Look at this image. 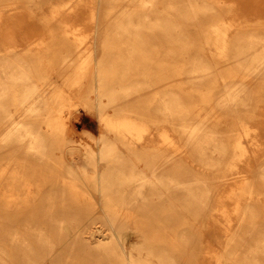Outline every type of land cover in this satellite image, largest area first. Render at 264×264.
<instances>
[{
  "label": "bare ground",
  "instance_id": "1",
  "mask_svg": "<svg viewBox=\"0 0 264 264\" xmlns=\"http://www.w3.org/2000/svg\"><path fill=\"white\" fill-rule=\"evenodd\" d=\"M46 1L0 0V264H85L99 253L109 264H264V165L252 168L264 149V18L243 28L250 18L227 0H76L45 13ZM82 6L90 30L65 18ZM27 10L43 26L13 22ZM77 100L104 128L95 148L69 135ZM155 117L177 147L167 129L151 132ZM155 136L175 150L152 146ZM226 199L237 226L214 255L177 211L206 213L214 230L217 215L230 220ZM58 206L100 207L102 218L75 226ZM170 214L182 225L161 220Z\"/></svg>",
  "mask_w": 264,
  "mask_h": 264
},
{
  "label": "rangeland",
  "instance_id": "2",
  "mask_svg": "<svg viewBox=\"0 0 264 264\" xmlns=\"http://www.w3.org/2000/svg\"><path fill=\"white\" fill-rule=\"evenodd\" d=\"M73 1L76 0H49L46 2H42L45 3L44 4V9L45 13H48L49 10L48 6L53 5L55 2V4L60 3L61 5H65L67 4V6H70L71 3H73ZM229 2H233L235 5H237V7H239L240 10L244 11V15H247L248 18H250V20L248 21V24L245 25L244 23H242L243 28H249V29H253V30H258L256 29V27H258V23L261 22L263 20L264 17V0H227ZM29 7V11L32 10L33 12L35 11V13H37L39 11V9H37V7L35 5H29L26 6ZM80 12L79 14H77L76 16H68L66 14V11L64 13H61L60 16L54 17L53 19H51L47 24H49V26H55L54 24L57 22L56 19H60L61 17H63L65 14V18L67 20H69L70 22H72L76 27H81L82 29H92L94 23H89L87 21V18L89 17L88 15V8L86 6H82L80 7ZM42 11V9H40ZM28 10L27 11H23L24 14L22 17H15L13 16V22H15V24H22L25 27H41L43 26L45 20L43 19V17L34 15L33 13H30ZM44 12V11H42ZM102 10L101 8L98 10V13H101ZM33 14V15H32ZM257 15V16H254ZM258 15H260L258 17ZM262 18V19H258V18ZM242 17L239 18V20H241ZM251 27V28H250ZM260 27H262V25H260ZM96 28L99 31V40L98 42H101L102 36L107 28V24L105 22V20L102 17H99V20L97 19V24H96ZM194 29V27H192ZM260 29V28H259ZM193 34L195 33L194 31H191ZM62 73L60 72H56L55 70L50 73V78L52 80L58 78V76H60ZM249 81V79H248ZM250 81H255L258 82L260 80H255V79H250ZM77 104L75 105L77 108L79 109H75V106L71 108L72 113H71V118L68 120L67 124L71 127V131H70V137L71 139H73L74 143L76 145H78L80 147V150L82 151L83 149H81L83 147V145H90L93 148L96 147V140L97 138L100 136L101 133L104 132V128L102 126V124L100 122H98V119L96 117V113L94 112V110H92L90 107H88L83 101L81 100H77L76 102ZM262 104H264L263 102L260 103V107L262 108ZM81 108V109H80ZM108 112H111V108L107 109ZM258 109L255 110L256 113H258ZM154 122L152 121H147V123L150 126L151 132H154L156 130H162V129H167L169 133H171V135L174 138V144L175 147H177L179 145V138H178V134L169 129L170 128V123L167 122H163L159 117H155L154 118ZM256 120H253L251 122V125H256ZM160 128V129H159ZM261 135L259 138L260 142L264 143V126H261L260 129ZM173 144V145H174ZM152 146H156L162 150H175V147L169 148L168 144L164 143L159 137L153 138L152 142H151ZM258 157L257 160H255V165L254 167H252L253 169H256L258 165L263 164L264 165V149H261L260 151H258ZM189 162L195 167L198 168L199 165L197 164V162L192 161V158L188 157ZM75 163L77 165L82 166L84 164V161L80 158V157H76L75 158ZM138 165L140 168H144L143 166V162L140 161L138 162ZM145 170V168H144ZM204 174L206 175H210V176H214V175H219V171L217 170H212V169H207L203 171ZM255 172V171H254ZM254 172L250 171H246L245 174L246 175H251ZM263 191V190H262ZM264 192V191H263ZM224 207L227 210V213L229 214V222L228 220H226L224 217H220L219 215L216 216L217 219L220 220L221 223H219V227L217 226V224L214 226V230L213 228L210 226L211 220L214 219L213 217H210L209 215H201L200 217H192L190 212L184 209H181V211L184 213L185 217H182V214L177 211V217H180L179 219H183V221H190V220H194L196 221V223L193 225V228H195L197 230V232H202L203 231V235L206 237L205 240H207V238H209V241L207 242V245L209 248L213 249L214 255H219L221 253H226L227 251V245L229 244V237L231 235V228L235 229L237 226V218L234 216L233 214V203L231 200H224ZM209 208V207H208ZM263 208V207H262ZM72 208H60L55 207L53 208L51 211H53L54 214H58V217L61 218H67L68 221H71L72 224L74 225L76 222H86V221H90V220H101V216H102V209L100 207H94V208H90L87 206H80V207H75L73 208V211L75 213V215H62V212H70ZM156 212H159V209H154ZM206 210V209H205ZM263 211H261V214L259 215L260 219L264 221V208L262 209ZM40 211H43L42 209ZM67 214V213H66ZM176 216H163L161 217L162 221H170L172 222L174 225L177 223ZM32 220L34 218H31ZM42 220H45L44 217L41 218ZM196 219V220H195ZM78 224V223H77ZM77 224H75V226H77ZM264 224V223H263ZM176 225H182L177 223ZM228 225H230V228H228L226 230V227H228ZM83 226V224H81V227ZM96 227L101 226L100 222L95 224ZM211 230L215 231V234L211 233ZM197 233V234H198ZM83 235H89L88 233H85ZM59 236H61V239H63V234H60ZM130 238V239H129ZM134 240V236L132 235H128L127 236V241L128 243L132 242ZM62 242V240H60ZM60 244H57L55 246V248L57 249V251H62V252H66L65 248L63 247L62 250L60 249ZM39 252H43L42 249L41 251L39 250ZM98 254H96L94 257H96V261L94 262L92 261V263L87 262L85 264H109V257L106 256L104 254L101 255L99 253L100 256H97ZM42 256V255H41ZM227 256V255H226ZM38 261L37 264H53L51 263L50 259H48L47 256L44 257H37ZM217 257H210L209 259V264H217ZM47 261V262H46ZM46 262V263H45Z\"/></svg>",
  "mask_w": 264,
  "mask_h": 264
}]
</instances>
